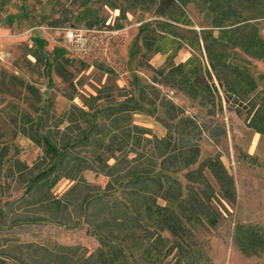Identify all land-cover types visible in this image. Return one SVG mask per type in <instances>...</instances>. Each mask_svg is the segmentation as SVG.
Segmentation results:
<instances>
[{
  "label": "trees",
  "instance_id": "1",
  "mask_svg": "<svg viewBox=\"0 0 264 264\" xmlns=\"http://www.w3.org/2000/svg\"><path fill=\"white\" fill-rule=\"evenodd\" d=\"M94 1L118 10L120 20L137 9L152 10L164 18L140 33V63L157 53L166 56L164 68L147 65L155 73L153 82L184 94L209 115L224 99L228 109L243 116L249 129L264 137V90L245 68L232 62L242 60V55L264 61V38L236 9L237 5L264 8V0ZM189 4L210 14L209 28L192 29L186 10ZM185 47L191 55L175 63ZM201 50L206 53V65L197 53ZM105 72L110 76L114 71ZM21 84L32 90L28 83ZM147 89H152V97ZM123 96V101L106 104L100 102L99 94L82 96L81 105L73 103L59 115H44L43 109L38 122L22 114L18 131L41 154L29 165L14 155L7 158L9 148L0 146V171L6 179L16 178L23 190L18 197L0 201V230L44 221L68 227L85 224L98 247L85 255L76 245L49 248L29 242L19 249L27 248L25 256L11 249L1 252L0 264H162L174 255V264H179L190 251L189 244L183 246L181 241L191 239L193 230L204 222L214 227L218 215L212 207L216 196L206 171L218 183L222 197L236 199L233 178L220 156L199 162L202 129L193 117L161 96L155 85H142L138 101L126 93ZM155 103L165 113L164 119L155 116L165 128L162 136L134 123L135 114L154 116L148 106ZM243 155L256 164L250 154ZM5 162L8 166L2 169ZM88 170L107 177L104 188L83 178ZM179 172H184L185 186L174 176ZM62 178L74 182L58 197L53 189ZM75 195H80L79 202L72 200ZM21 210L27 214L15 212L7 222L8 212Z\"/></svg>",
  "mask_w": 264,
  "mask_h": 264
},
{
  "label": "rangeland",
  "instance_id": "2",
  "mask_svg": "<svg viewBox=\"0 0 264 264\" xmlns=\"http://www.w3.org/2000/svg\"><path fill=\"white\" fill-rule=\"evenodd\" d=\"M236 9L242 19L258 27L264 38V8L237 5ZM186 10L193 30L210 27V14L200 13L193 4ZM118 16V10L94 0L87 4L82 0H0V146L9 148L7 158L14 155L31 165L41 154L40 148L18 131L22 114L38 122L43 109L44 115L46 112L59 115L73 103L81 105L82 96L96 94L101 96L102 104L123 101L125 93L138 101L142 85H155L161 96L172 99L200 125L199 162L219 155L235 185L236 199L229 201L220 195L218 183L206 171L216 196L212 207L218 215L214 227L204 222L193 230L191 239L181 241L183 246L189 244L186 247L190 251L179 264H264V137L249 129L243 116L228 109L224 99L217 103L216 112L209 115L184 94L153 82L155 73L147 65L164 68L166 56L157 53L140 63V33L145 27L166 20L156 17L152 10L143 9L129 11L123 20ZM70 29L81 35L82 43L76 44L66 37ZM34 53L38 56H33ZM197 53L206 65V53L203 50ZM190 55L191 50L185 47L174 62ZM232 62L245 68L264 90V61L242 55V60ZM106 69L114 72L108 76ZM21 82L31 85L32 90ZM147 92L149 97L153 96L152 89ZM148 107L154 116L135 114L134 123L150 128L154 135H164L165 128L155 119V116L165 118L163 109L158 103ZM243 154H250L256 164ZM6 166L8 162L2 169ZM0 172V201L20 196L23 190L16 178L6 179ZM183 173L174 176L185 186ZM83 178L101 188L107 182V177L89 170ZM73 182L60 179L53 194L63 195ZM72 200L79 202L80 195L72 196ZM15 212L27 214L26 210L8 212L7 222ZM1 229L0 253L11 249L25 256L27 248L21 252L19 249L29 242L49 248L76 245L85 255L98 247L85 224L68 227L44 221L25 228L14 225ZM163 236L169 238L165 232ZM175 257L162 264H174Z\"/></svg>",
  "mask_w": 264,
  "mask_h": 264
},
{
  "label": "built area",
  "instance_id": "3",
  "mask_svg": "<svg viewBox=\"0 0 264 264\" xmlns=\"http://www.w3.org/2000/svg\"><path fill=\"white\" fill-rule=\"evenodd\" d=\"M66 37L70 40L75 42L76 44H80L81 42V35L79 36V34L75 31V30H68L66 32Z\"/></svg>",
  "mask_w": 264,
  "mask_h": 264
}]
</instances>
